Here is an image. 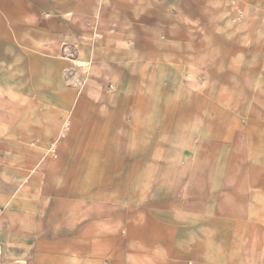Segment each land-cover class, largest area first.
Listing matches in <instances>:
<instances>
[{"label":"crops","instance_id":"1","mask_svg":"<svg viewBox=\"0 0 264 264\" xmlns=\"http://www.w3.org/2000/svg\"><path fill=\"white\" fill-rule=\"evenodd\" d=\"M146 1L0 0V264H264V8Z\"/></svg>","mask_w":264,"mask_h":264},{"label":"rangeland","instance_id":"2","mask_svg":"<svg viewBox=\"0 0 264 264\" xmlns=\"http://www.w3.org/2000/svg\"><path fill=\"white\" fill-rule=\"evenodd\" d=\"M189 2L190 0H147L141 7L135 10L128 12L123 11V15L126 16L129 22H133L132 24L135 28L143 27L147 29V31L151 33L150 36L159 40L160 45L164 43L166 46L165 51L170 57L177 56V43H181L178 52L182 55H188V44L192 41L193 37L190 33V29L197 25L191 23L187 15ZM231 3L232 1H230V4ZM239 3L251 13L255 10L259 11L261 5L262 9L264 8V2L260 1L246 0ZM239 3L233 2L235 6H238ZM222 4L224 3H215L220 9ZM103 25H106V21L103 22ZM177 29L182 33H178L179 31L177 32ZM97 36L101 37L99 34H97ZM74 72L75 71H69L68 75L73 76L72 73L76 75L77 73ZM202 85H204V83H202ZM180 94L181 90L179 89L178 83L175 90H167V105H177L178 108L181 102ZM123 246H125L124 243Z\"/></svg>","mask_w":264,"mask_h":264},{"label":"built area","instance_id":"3","mask_svg":"<svg viewBox=\"0 0 264 264\" xmlns=\"http://www.w3.org/2000/svg\"><path fill=\"white\" fill-rule=\"evenodd\" d=\"M0 255H1V249H0Z\"/></svg>","mask_w":264,"mask_h":264}]
</instances>
